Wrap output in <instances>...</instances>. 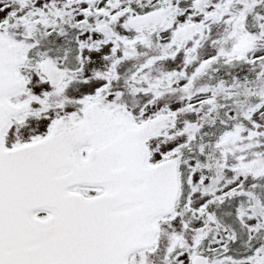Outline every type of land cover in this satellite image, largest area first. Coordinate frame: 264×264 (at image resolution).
<instances>
[{
	"label": "snow or ice",
	"instance_id": "obj_1",
	"mask_svg": "<svg viewBox=\"0 0 264 264\" xmlns=\"http://www.w3.org/2000/svg\"><path fill=\"white\" fill-rule=\"evenodd\" d=\"M0 264H264V0H0Z\"/></svg>",
	"mask_w": 264,
	"mask_h": 264
}]
</instances>
